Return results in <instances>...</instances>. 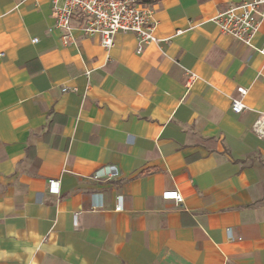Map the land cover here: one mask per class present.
<instances>
[{"label": "crops", "instance_id": "crops-1", "mask_svg": "<svg viewBox=\"0 0 264 264\" xmlns=\"http://www.w3.org/2000/svg\"><path fill=\"white\" fill-rule=\"evenodd\" d=\"M140 1L168 40L137 52L78 17L64 45L52 0H0V264H264V56L211 20L242 0ZM105 164L118 177L91 180Z\"/></svg>", "mask_w": 264, "mask_h": 264}, {"label": "built area", "instance_id": "built-area-1", "mask_svg": "<svg viewBox=\"0 0 264 264\" xmlns=\"http://www.w3.org/2000/svg\"><path fill=\"white\" fill-rule=\"evenodd\" d=\"M53 1V16L55 26L62 30L61 42L64 45L74 44L76 37L73 34L72 21L75 17L80 18L78 28L84 36L98 34L101 45L108 49L113 45L117 32H132L138 40L137 52L141 51L143 43L153 42L160 44L168 38H158L155 33V22L152 20L151 9L143 5L140 0H58ZM211 20L216 24L219 31L240 42H245L249 47L255 49L264 56V44L255 47L251 43L254 34L264 22V0H242L239 3L229 4L225 9L217 11ZM180 32V31H177ZM37 38H33L35 42ZM85 70V74H89ZM189 78L195 79V74L189 72ZM242 96L245 89L237 87ZM231 109L239 113L245 109L241 97L231 98ZM251 130L259 137H264V112H259L254 119ZM119 169L115 164H105L97 168L89 178L98 182H107L117 178ZM48 191L58 193V180L48 181ZM164 199L181 201L182 197L177 189L164 190L161 193ZM92 203L90 210L97 211L104 209L103 192L97 191L91 194ZM124 209V195L118 193L114 197L112 210L120 212ZM77 213L74 214L76 222ZM228 239H234L232 228L225 229Z\"/></svg>", "mask_w": 264, "mask_h": 264}]
</instances>
